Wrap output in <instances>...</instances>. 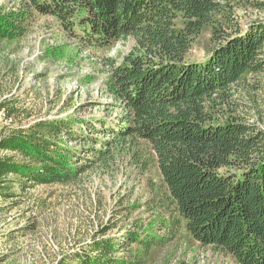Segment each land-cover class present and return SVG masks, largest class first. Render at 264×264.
I'll use <instances>...</instances> for the list:
<instances>
[{
  "label": "trees",
  "instance_id": "16d2710c",
  "mask_svg": "<svg viewBox=\"0 0 264 264\" xmlns=\"http://www.w3.org/2000/svg\"><path fill=\"white\" fill-rule=\"evenodd\" d=\"M250 9L264 12V0H18L15 10L0 8V47L37 16L85 47L134 44L121 62L103 59L115 111L1 132L0 197H15L16 184H75L125 155L159 175V186L150 180L152 210L163 217L94 241L73 264H149L181 232L236 264H264V127L243 118L236 100L250 75L264 76V22L246 25L239 15ZM208 33L206 60L195 61L194 44Z\"/></svg>",
  "mask_w": 264,
  "mask_h": 264
},
{
  "label": "rangeland",
  "instance_id": "374dc122",
  "mask_svg": "<svg viewBox=\"0 0 264 264\" xmlns=\"http://www.w3.org/2000/svg\"><path fill=\"white\" fill-rule=\"evenodd\" d=\"M17 4L18 0H0L7 12ZM239 15L246 25L264 22L262 11L243 10ZM209 43V33L195 42V61L206 60ZM133 47V41H121L112 49L85 47L68 40L53 18L37 16L22 38L0 47V134L34 121L102 118L115 111L103 59L121 62ZM248 78L236 90L240 115L264 127V76ZM150 180L161 184L155 171L141 173L121 155L107 166L98 163L72 185L16 184L15 197H0V264H73L75 254L91 248L94 241L118 238L136 226L147 229L153 222L156 227V218L163 216L152 210ZM109 226L115 228L102 237L101 230ZM155 231L163 232L158 227ZM149 264L236 263L181 232Z\"/></svg>",
  "mask_w": 264,
  "mask_h": 264
}]
</instances>
